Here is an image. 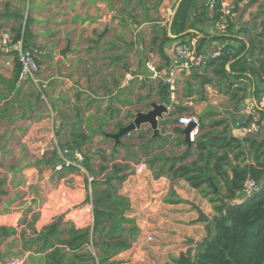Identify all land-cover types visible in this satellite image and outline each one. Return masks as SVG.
<instances>
[{"label":"crops","instance_id":"crops-1","mask_svg":"<svg viewBox=\"0 0 264 264\" xmlns=\"http://www.w3.org/2000/svg\"><path fill=\"white\" fill-rule=\"evenodd\" d=\"M177 2L0 0V36L4 32L13 36L19 28L28 30L38 66L35 78L16 79L13 54L0 44V264L14 256L24 258V264H46L44 254L33 252L38 244L30 247L29 241L57 219L62 220L60 227L64 230L69 225L78 229L92 225L87 172L65 168L56 171L54 162H45L60 144L78 138L77 135L91 138L92 143L84 148L102 150L110 159L104 174L110 175L114 165H129L119 173L126 175L119 188L130 199L128 216L135 221L138 233L131 248L115 256L117 264H175L174 258L189 252L194 255L202 248L215 214L209 199L183 179L157 178L151 169L132 173L130 168L135 162L127 159V148L117 147L109 135L120 129L119 124L128 125L138 112H147L152 102L166 103L161 100L159 86L164 87L165 96L168 88L164 82L148 78L147 62L167 70L179 45L187 41L196 47L200 38L208 39L203 54L223 46L220 41L209 40L218 34L214 18L215 12L219 16L218 10L209 7L207 19L195 22L206 0H196L189 21L194 28L189 27L181 37L173 34V22L171 26L170 23ZM232 23L234 31L243 26L251 29L248 36L239 35L247 44L253 35L264 41V0H236ZM188 33L195 36H187ZM165 34L170 38L167 41ZM68 45L70 51L62 55ZM257 56L255 53L254 58ZM9 60L11 65L6 64ZM212 70L213 66L204 64L177 72L176 81L182 92L179 103L187 110L173 113L171 118L201 113L207 115L205 131H212L218 127L210 123L224 116L229 128L237 127L232 134L242 137L238 128L248 117L240 121L241 111H234L236 118L232 110L225 112L239 103L244 108L242 113H248V105L221 91V81ZM195 72L201 74V83L194 77ZM136 74L147 78L139 80ZM249 83L264 86L257 78ZM186 86H192L195 94L184 96ZM251 102L253 113L260 108L259 101L252 95ZM222 105L226 107L223 109ZM167 114L158 125L167 139L161 151L181 154L186 149L181 142L186 140L185 126L171 121L165 126ZM176 128L183 129V133ZM147 129H151L150 125L144 124L122 141L128 146L126 137ZM157 143L158 140L156 147ZM137 145L131 148L145 161ZM99 164L101 159L97 157L95 171ZM156 185L159 189L153 192ZM243 198L238 192L236 199ZM177 199L182 201L176 202ZM195 205L210 218L208 222L197 221ZM10 230L15 232L10 234ZM91 251L89 245L83 250Z\"/></svg>","mask_w":264,"mask_h":264},{"label":"trees","instance_id":"trees-1","mask_svg":"<svg viewBox=\"0 0 264 264\" xmlns=\"http://www.w3.org/2000/svg\"><path fill=\"white\" fill-rule=\"evenodd\" d=\"M234 3L236 5V0ZM195 4L196 0L181 2L174 16L173 34L181 37L189 27L194 28V23L189 25V21ZM208 8L209 0H206L195 22L207 19ZM214 18L216 21L220 20L217 12ZM250 30L243 26L234 31L231 17L226 31L209 39L223 44L222 54L216 58H209L205 67L213 66L214 75L223 85L221 91L237 102L245 100L248 94V86H243L241 80L252 82L257 78L264 85V41L256 39L253 35L248 37L247 44L244 39L239 38V35L248 36ZM187 36L194 37L195 34L188 33ZM12 38L14 42L22 39L24 47H30L28 30L23 31L19 28ZM169 39L165 34L164 41ZM207 41V38L199 39L195 47L197 53H203ZM232 42L236 45H232ZM184 43L188 44L187 41ZM255 53L258 54L257 58H254ZM13 55L15 76L18 79L21 75L22 63L18 60L16 53ZM193 75L200 83L202 82L201 74L195 72ZM235 83H238V86H234ZM159 87L162 102H169V93L165 96L164 87ZM250 88L260 103L263 96H260L259 92L261 88L264 90V86L257 84ZM186 89L188 91L184 96L195 94L192 86H186ZM184 110L187 108L180 103L174 104L163 124L166 126L170 121L178 123L179 118L174 119L171 116L173 113L181 114ZM256 113L261 126L264 123V106L251 113L242 125L249 124ZM206 116L203 115L200 118V133L194 143L187 142L185 139L181 140L186 147L181 154L173 152L166 154L161 151L163 143L167 140L166 136L162 135L164 132L159 131L158 134H154L151 129L137 132V139L140 141L137 147L146 157L145 162L153 175L157 178L167 176L173 180H185L203 197L209 199L215 212L208 224V236L202 248H199L194 255L191 252L181 254L174 258L173 262L175 264H264V136L259 138L248 134L239 137L228 134L225 118L210 123L212 127L223 126V131L217 133L205 131ZM121 127L119 124L118 128ZM175 130L183 133L181 128ZM147 132H152V135L147 137ZM77 137L60 144L59 149L68 150L69 155L75 151L83 154L81 165L88 174L85 181L89 192L88 199L92 204L93 223L91 226L79 229L69 225L64 230L60 227L62 220L57 219L31 238L29 244L30 247L32 244H38L33 252L44 254L46 264H117L115 256L131 248L138 233L135 221L128 216L130 199L122 194L119 188V184L126 177L125 174L119 173L129 165L123 167L114 165L110 175L104 174L110 159L102 150L92 152L91 147L84 148L86 144L92 143L91 138H82L80 135ZM122 138L116 142V146L127 148V159L134 162L141 161L140 153L131 148L134 144L126 146ZM156 140H158L157 147ZM156 149L160 150L157 152ZM97 157L101 159V164L95 171ZM191 157H193L192 160H190ZM58 161H60L58 150L55 149L49 160L45 162H54L55 165ZM65 169L73 172L81 171L77 166ZM249 176L258 181L261 188L258 192L237 200V193L242 190ZM90 177L92 180H89ZM216 187L217 191H215ZM14 232L15 230H10L9 233ZM65 233L68 236L63 237ZM88 245L95 254L92 251L83 252Z\"/></svg>","mask_w":264,"mask_h":264},{"label":"built area","instance_id":"built-area-1","mask_svg":"<svg viewBox=\"0 0 264 264\" xmlns=\"http://www.w3.org/2000/svg\"><path fill=\"white\" fill-rule=\"evenodd\" d=\"M209 7L218 10L220 20H217L215 23L217 33H223L226 31L229 18L233 17V11L235 10V3L233 0H209ZM0 44L10 53H16L18 60L22 63V71L20 79H25L27 76L33 77V74L37 70V65L34 60V51L33 48H25L23 40L19 39L16 42L13 41L12 35L9 32H4L0 36ZM176 56L174 57L170 67L167 70H160L153 62H147L146 67L149 71L148 78L153 81H162L166 84L169 93V102L166 104L168 110L173 108L174 104L179 103L180 94L179 86L176 81V74L178 71L182 70H192L201 68L209 58H216L222 54V46L211 52L210 54L197 53L196 49L192 45L182 43L177 48ZM14 60V55H13ZM12 61L9 60L6 62L7 65H11ZM139 80H144L147 78L144 75H135ZM264 106V96L261 98L259 107ZM179 123L185 126L193 125L189 133V142L194 143L200 133L201 120L198 115H186L179 118ZM260 129L259 125V116L256 113L252 121L247 125H242L238 128V132L244 136L248 134H254ZM60 161L54 165L56 171L63 170L70 166H77L81 170L84 168L81 165L83 161V154L79 151L73 152L69 155L68 150L60 151ZM59 154V149H58ZM131 171L134 174H142L144 171L148 170V165L144 160L135 162L131 166ZM85 171V170H84ZM92 180V177L89 178ZM261 188V185L258 181L251 178L250 176L245 180L244 185L240 193L244 198L258 192ZM159 185L153 188V192L158 191ZM160 191V190H159ZM92 207V204H90ZM148 240H153V235H148ZM24 258L22 257H13L6 261L5 264H24Z\"/></svg>","mask_w":264,"mask_h":264},{"label":"water","instance_id":"water-1","mask_svg":"<svg viewBox=\"0 0 264 264\" xmlns=\"http://www.w3.org/2000/svg\"><path fill=\"white\" fill-rule=\"evenodd\" d=\"M183 0H178L177 5L174 10V14L170 23V26L173 22L174 16ZM70 51V46L68 45L64 50H62L61 54L66 55V53ZM205 83V81H204ZM151 108L147 112H138L134 119L126 126L121 127L116 133L109 134L112 138L116 140V142H119L120 139L124 136L130 135L132 132L136 131L137 129H140L142 125L144 124H149L151 129L153 130L154 134H158L159 129V120L164 118V115L169 112L168 107L166 103H157V102H152L151 103ZM193 125L190 124L187 126L184 130L185 136H186V141L189 142V133L192 129ZM42 177L40 176V179ZM218 188H215V191H217ZM195 208L199 214L197 221L201 222H208L210 218L204 213L202 208L198 205H195Z\"/></svg>","mask_w":264,"mask_h":264},{"label":"rangeland","instance_id":"rangeland-1","mask_svg":"<svg viewBox=\"0 0 264 264\" xmlns=\"http://www.w3.org/2000/svg\"><path fill=\"white\" fill-rule=\"evenodd\" d=\"M37 65V64H36ZM37 72H38V66H37V70L35 71V73L33 74V77H30V76H27V77H30V78H35V75L37 74ZM26 77V78H27ZM25 78V79H26ZM24 80V79H23ZM242 84H243V86H248V94H247V97H246V99L245 100H243L242 102H244V103H246L247 105H248V113H242V110L244 109V108H241L240 107V105H239V103H238V105H232V106H230L229 107V110H227V112H225V114H227L228 113V111H231L232 110V114H233V118H236V116H237V113H235L234 111H237V110H239V111H241L240 113H239V115H241V119H240V121H242L243 119H245V118H247L251 113V111H252V102H251V96L253 95V93H252V90H251V88H250V86H251V83H249L248 81H245V82H242ZM221 86H223V85H221ZM40 90H42V87H41V89ZM261 91L259 92V95L260 96H263L264 95V90H262V88L260 89ZM179 93L180 94H182V92H181V90H179ZM226 106H223L222 105V108L224 109ZM231 113V112H230ZM193 114H195V115H198L200 118H201V113H196V112H189V113H187V115H193ZM225 117L224 116H222L221 117V119H224ZM264 124V123H263ZM263 124H261V126H260V129H259V131L258 132H256V133H254V134H251V136H258L259 138H262L263 136H264V125ZM226 125L228 126V129H227V133L228 134H232V133H235V132H237L236 131V126H233V127H231V128H229L230 126H229V124L228 123H226ZM224 130V127L223 126H221V127H218L217 129H214V130H212L211 132H214V133H217V132H221V131H223ZM152 135V133L151 132H147L146 133V136L147 137H150ZM125 142H127V143H129V144H134V146H136L138 143H139V140L137 139V135L135 134V135H131V137L129 138V137H126L125 138ZM113 142L112 141H110V143L109 144H112ZM15 257V256H14ZM29 262V261H28Z\"/></svg>","mask_w":264,"mask_h":264}]
</instances>
